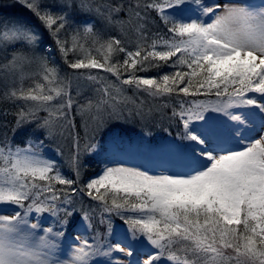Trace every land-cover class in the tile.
Wrapping results in <instances>:
<instances>
[{"label":"snow or ice","instance_id":"6c2138e0","mask_svg":"<svg viewBox=\"0 0 264 264\" xmlns=\"http://www.w3.org/2000/svg\"><path fill=\"white\" fill-rule=\"evenodd\" d=\"M17 2L62 57L83 50L79 40L92 36L96 50L107 53L103 61L89 55L69 67L101 69L118 86L87 76L101 100L90 142L81 151L74 140L70 178L44 154L51 145L60 154L55 128L70 122L67 86L36 52L40 31L25 21L0 28V45L11 46L0 61L5 76L18 61L37 63L46 82L28 88L22 77L18 86L5 82L4 97L18 110L12 138L0 140V264H264V0H111L103 12L90 0ZM153 12L166 35L150 44L129 50L105 33L135 18L139 39L147 41ZM69 30L70 46L61 38ZM44 51L51 53V45ZM113 53L125 54L122 64L112 63ZM169 62L171 73L135 75ZM123 72L130 73L126 79ZM123 85L172 99L175 135L149 139L141 132L134 139L119 117L109 112L105 120L103 105L112 108L113 89ZM134 152L154 159L159 171L119 162ZM84 157H103L104 167L80 187L89 166ZM78 191L98 201L95 208H85ZM97 211L103 231L93 224Z\"/></svg>","mask_w":264,"mask_h":264},{"label":"trees","instance_id":"16d2710c","mask_svg":"<svg viewBox=\"0 0 264 264\" xmlns=\"http://www.w3.org/2000/svg\"><path fill=\"white\" fill-rule=\"evenodd\" d=\"M111 0H90L94 6L98 7L101 12L104 11V6L110 3ZM135 2V0H132ZM143 2V0H142ZM123 15V13L121 14ZM151 24L149 26V39L147 41H141L136 31L135 18L127 21L123 24H117L115 27L109 26L105 28V33L108 35L117 36L121 38L123 42L127 45L129 50H135L137 44H150L151 39H155L157 34L160 36L166 35V27L159 17L153 12L151 13ZM21 21L27 22L30 26L35 27L43 35V44L36 47V52L48 58V67L56 68L57 70V80L63 81L67 86V91L69 92L72 99V107L69 109V119L65 121H60L57 123L55 128L57 144L60 148V154L55 151V145H51L45 149V155L52 157L57 160L60 164V171L70 177L75 179L72 170L68 167L67 160L72 155L75 150L74 140L78 139L80 150L83 151L87 144L91 140V129L96 123V113L97 104L101 100V96L97 94L94 90L99 87L98 84L94 85L91 81L87 79L89 74L98 75L105 78L106 82L110 84H115L118 86V81L116 77L111 73H106L101 69H72L69 64L75 59L86 58L89 55L96 58L97 60L103 61V56L106 55V51L101 49L97 51L99 44L95 48H91L88 43L93 41L92 36H83L79 40V44L83 46V50L79 49V52H69L67 54L68 60H65L68 65L62 62V56L59 52L55 56H49V54L44 51V48L50 43H54L52 37L48 34L47 30L44 29L43 25L39 20H37L31 12L22 4L18 3L17 0H0V28L7 25L11 27L14 23ZM71 30H69L67 37L62 34L61 38H67L69 40V46L71 45ZM50 36V37H48ZM50 38V40L48 39ZM107 38V37H105ZM19 47V45H17ZM7 48V52L5 51ZM11 46L0 45V61L3 57L10 53ZM125 59L124 53H113L111 55L112 63H121ZM175 59V57L173 58ZM18 67L13 70V73L9 76L3 75L0 78V86L6 82V80H15L16 84L25 82L34 75L35 83H45L40 73L43 71L37 63H25L23 61L17 62ZM121 71H123L121 69ZM174 69L171 67V62L168 65H162L161 67H149L147 71H137L135 75L141 77H159L162 74H167L173 72ZM130 73L123 72L122 79H126ZM47 86V85H46ZM55 86V85H53ZM251 94V93H249ZM113 99H109L108 105H103V108H107L108 111L103 113V118L109 120V112H111L112 117H119L120 121L123 122V126L131 130V134L134 139L139 138V133L145 132L150 133L148 137H162L166 136L168 132L175 135L177 131V125L174 121L170 120L172 112L173 100L166 97H154L149 95L147 91L143 88H136L135 86L123 85L120 91L117 92L113 89ZM179 99V97L177 98ZM184 99H193L192 97H184ZM195 99H204V97H196ZM91 101V106L82 108L81 106L88 105ZM7 108V109H5ZM114 109V111H113ZM17 107L10 102L9 104H0V140H3L5 135L9 139L12 138L11 129L13 128L16 120L15 112ZM40 115H46L44 112H40ZM74 125V127H73ZM165 129L168 131L166 132ZM127 158L128 162H121L125 166L139 167L141 169H150L149 165L152 163L150 157L143 153H132L120 158V160ZM145 158L147 159L145 161ZM85 162L88 163V167L82 170V174L79 180V186L82 187L84 183L92 178L97 177L102 173L103 163L101 161L103 157H96L95 159H89L84 157ZM63 186L57 185V188H62ZM77 187V185H74ZM103 191V190H102ZM74 197L81 201L85 208L93 207L98 204V201L92 200L87 196L86 192H77ZM99 212L94 214L93 224L100 227L103 231L104 227L98 224ZM115 223L124 227L122 221L119 218H115Z\"/></svg>","mask_w":264,"mask_h":264},{"label":"rangeland","instance_id":"374dc122","mask_svg":"<svg viewBox=\"0 0 264 264\" xmlns=\"http://www.w3.org/2000/svg\"><path fill=\"white\" fill-rule=\"evenodd\" d=\"M39 31V30H38ZM43 36V35H42ZM48 37H50V36H48ZM49 40H50V38H48ZM88 45L91 47V48H95L98 44H96V43H93V41L91 42V43H88ZM51 48H52V52L51 53H49V55H51V56H53L54 55V52H58V51H56V45H51ZM65 58V57H64ZM65 60H68V58H65ZM62 62L64 63V64H66V65H68V63H66V61H64V59H62ZM3 75H5V70L4 69H2V68H0V78L3 76ZM35 80V77H34V75L33 76H31L30 77V79H27L25 82H22L23 83V85H24V87L25 88H28V87H33L34 86V81ZM19 84H17V86H18ZM5 83H3L1 86H0V104H9L10 102H12V101H10V100H7V99H5V97H4V92H5ZM13 103V102H12ZM4 107V106H3ZM5 108V107H4ZM5 109H7V108H5ZM149 159H151V158H149ZM147 159L145 158V161H146ZM125 166V165H124ZM150 169L151 170H153V171H159V168L157 167V163L155 162L154 164H152L151 165V167H150ZM121 228H123V227H121Z\"/></svg>","mask_w":264,"mask_h":264},{"label":"bare ground","instance_id":"6f19581e","mask_svg":"<svg viewBox=\"0 0 264 264\" xmlns=\"http://www.w3.org/2000/svg\"><path fill=\"white\" fill-rule=\"evenodd\" d=\"M77 52H79V49H77Z\"/></svg>","mask_w":264,"mask_h":264}]
</instances>
